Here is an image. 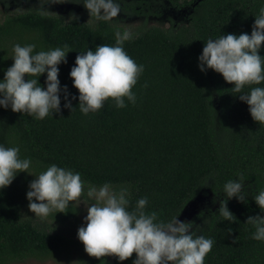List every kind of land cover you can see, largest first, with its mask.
Wrapping results in <instances>:
<instances>
[{
  "label": "trees",
  "instance_id": "trees-1",
  "mask_svg": "<svg viewBox=\"0 0 264 264\" xmlns=\"http://www.w3.org/2000/svg\"><path fill=\"white\" fill-rule=\"evenodd\" d=\"M68 1L84 7L82 0ZM181 2L190 7L180 22L168 28L142 23L123 45L144 65L132 88L134 104L125 98L126 106L117 108L109 98L99 110L83 114L78 99L72 100L74 109L63 107L61 93V111L43 119L0 107V144H18L20 156L32 160L33 175L55 163L80 172L91 184L129 185V210L147 196L145 211H155L162 221L179 217L191 200L208 190L209 203L188 220L196 235L214 240L204 264H264V241L253 239L255 228L245 223L250 215L264 216L252 198L264 189V124L252 119L248 105L232 92V83L212 69L202 72L197 59L209 36L250 34L264 0ZM121 3L133 13H144L147 7L152 15L162 14L164 5L179 4L178 0ZM37 7L31 3L0 19V79L13 63V43H35V50L67 44L72 50L67 63L59 65L58 78L78 97L69 76L78 51L114 44L113 28L118 24L87 19L84 14L70 16L77 19L42 15ZM260 54L264 55V42ZM45 77L46 73L37 77L42 86ZM32 174L19 172L0 189V264L56 257L74 244L83 250L79 255L83 264H132L135 252L123 261L114 254L92 256L83 243L58 231L62 227L35 218L26 198ZM229 179L244 180V201L225 197L223 185ZM223 200L233 213L231 219L219 212ZM64 211L48 218L61 226L73 221L74 201Z\"/></svg>",
  "mask_w": 264,
  "mask_h": 264
},
{
  "label": "clouds",
  "instance_id": "clouds-1",
  "mask_svg": "<svg viewBox=\"0 0 264 264\" xmlns=\"http://www.w3.org/2000/svg\"><path fill=\"white\" fill-rule=\"evenodd\" d=\"M56 2L61 0H39L37 11L46 14L49 10L44 5ZM82 3L95 21H112L121 12V0H82ZM254 16L250 34L209 36L197 59L202 72L212 69L232 83V92L248 105L252 119L264 124V55L260 54L264 42V6ZM73 18L77 19L70 17ZM113 34L114 44L102 43L94 50L87 47L86 51H78L69 71L78 97L69 93L68 86L61 85L58 78L59 65L67 63V53L72 50L69 45L35 50V43H13L10 56L13 63L0 79V107L43 119L61 111V93L63 107L72 110L78 106L83 114L99 110L109 98L117 108L125 107L126 99L134 104L136 93L132 88L144 65L138 64L123 47L125 41L134 38L132 30L116 25ZM45 73L42 86L37 77ZM245 86L250 87L244 90ZM74 99H78L75 107ZM31 165L30 157L20 156L18 144H0V189L10 185L19 172L32 174ZM33 176L26 198L28 208L40 220L53 212H65L70 202L86 190L92 202L86 205L87 214L77 229V238L92 256L114 254L123 261L135 252L132 264H204L214 244L213 238L196 235L191 221L179 220L178 216L162 221L155 211L146 212L147 196L137 199L135 207L129 210V185L107 181L99 186L91 184L82 180L80 172L55 163ZM243 181L227 180L223 185L225 197L235 196L244 201ZM252 198L264 212V189H259ZM226 200L221 201L219 212L231 219L233 213ZM245 223L255 228L253 239L264 241V216L250 215Z\"/></svg>",
  "mask_w": 264,
  "mask_h": 264
},
{
  "label": "rangeland",
  "instance_id": "rangeland-1",
  "mask_svg": "<svg viewBox=\"0 0 264 264\" xmlns=\"http://www.w3.org/2000/svg\"><path fill=\"white\" fill-rule=\"evenodd\" d=\"M31 1V2H30ZM0 0V19L4 18L6 14H13L16 11H21L31 3H37L39 6V0ZM33 1V2H32ZM129 1V0H124ZM149 1V0H148ZM182 0H178L179 4L176 7L174 6H163V13L160 15H152L147 11V7L143 8L145 13H133L125 10L123 4L121 3V12L118 14V17L113 18V20L121 27L136 30L138 26L142 23L146 25H158L164 28L173 26L177 22H180L189 13V7L182 5ZM47 8L49 13H57L63 15L65 18H70V16L75 14H84L87 15V19H91L88 16V11L86 12L85 7L80 5V3H72L68 0H61V2L50 3L44 5ZM139 10V8H137ZM211 199L210 191L206 193L198 194L193 200H191L183 209L178 219L182 221H188L196 212L204 208L206 204L209 203ZM92 201L89 200L85 192L81 194V197L74 201L76 206V216L75 219L71 222H68L64 225H60L58 221H54L51 218L47 217L48 221L54 222L58 227H62L58 231L65 233L70 237L74 242L80 241L77 238V229L84 223L83 217L87 214L86 205ZM81 242V241H80ZM82 243V242H81ZM83 253L82 248L74 244L69 251L58 254L56 257H50L46 259H28L22 262H13L9 264H83L82 260L79 259V255Z\"/></svg>",
  "mask_w": 264,
  "mask_h": 264
}]
</instances>
